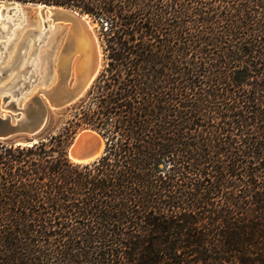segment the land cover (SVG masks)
I'll use <instances>...</instances> for the list:
<instances>
[{
	"label": "trees",
	"instance_id": "16d2710c",
	"mask_svg": "<svg viewBox=\"0 0 264 264\" xmlns=\"http://www.w3.org/2000/svg\"><path fill=\"white\" fill-rule=\"evenodd\" d=\"M15 1L89 15L106 67L61 133L0 143V264H264V0Z\"/></svg>",
	"mask_w": 264,
	"mask_h": 264
},
{
	"label": "water",
	"instance_id": "95a60500",
	"mask_svg": "<svg viewBox=\"0 0 264 264\" xmlns=\"http://www.w3.org/2000/svg\"><path fill=\"white\" fill-rule=\"evenodd\" d=\"M17 1L0 0V4L4 6L13 5ZM30 5H41L43 9H48L52 13V19L69 22L71 24H81L88 26L86 15H82L78 11L66 8L63 6H50L42 3H29ZM12 8L9 9V12ZM89 19V18H88ZM93 56L91 60L78 71V65H75V75L71 77V62L67 59L59 69L57 81L48 89L37 91L27 102L21 104L19 98L20 92L27 87V82L24 79H19L10 87L0 88V93H7V97L2 98L0 105V140L14 145L31 146L39 141L45 140L41 132L45 128L48 118V108L54 111L64 109L77 102L92 85L99 74L100 62L97 46L93 45ZM3 74V72H2ZM23 82V87L15 89L19 82ZM12 98V100H9ZM47 102V105L44 101ZM88 130L83 129L81 132ZM94 131L93 129H89ZM80 132V133H81ZM102 140L99 133L94 131ZM76 136L67 149L69 154L76 161V164H91L98 160L104 153V148L101 154L97 157L98 148L93 142H87L85 134H81L79 138ZM76 139L78 140L76 142ZM104 141V140H103ZM105 146V142H104ZM82 161H87L82 163Z\"/></svg>",
	"mask_w": 264,
	"mask_h": 264
},
{
	"label": "rangeland",
	"instance_id": "374dc122",
	"mask_svg": "<svg viewBox=\"0 0 264 264\" xmlns=\"http://www.w3.org/2000/svg\"><path fill=\"white\" fill-rule=\"evenodd\" d=\"M5 1H7V0H5ZM17 2H19V1H17ZM29 3L30 2H27V3L19 2V4H22V6H20V7L23 9V11H24L23 13L26 16L25 22L21 25V27L29 24L30 21H32L31 19L34 17L35 10L31 7L32 5H30ZM46 5H48V4H46ZM50 6H52V5H50ZM53 6H55V5H53ZM4 12H5V14L8 15V18L10 16L13 18L17 13H19L18 11L17 12L12 11L10 13H7V11H4ZM81 14L86 15L92 21L94 32H95V35H96V38H97V41H98V44L100 47V52H101V66L100 67L101 68H100L99 74L97 76V78H98L100 76V74L103 72L104 67H106V60H105V54H104V42H103L101 27L94 19L89 17V15L84 14V13H81ZM16 20L14 22L17 23L18 21H16ZM47 22L53 23V21L51 19L46 21V23ZM16 23L15 24L13 23L14 27H11V29H10L11 31L15 28ZM59 23H62V22H59ZM67 23H69V22H65L64 25H62V27H57V29H55V30L51 29L52 32L50 30L49 33H47V35L45 37L41 38L40 43L35 42V40L39 41V38H38V35H37V37H36V34L33 35V31H34L33 21L31 22V25L27 26V28L24 27L25 29L24 28L20 29L21 27H19L20 30L17 29L16 31H14L11 36L10 35H6V36L4 35L3 37H1L3 39L5 38L6 40H9V45H8L6 52L2 55L3 60L0 61V81L2 80V82L0 83V86L6 85L7 87H10L13 83L18 81L19 79H24V82H27V87L22 92H20L18 100H20V99L23 100L24 95L27 94L33 87L37 86L36 91H39V90L45 89V88L48 89L49 87H42V86H44V84L47 82V80L49 78V75L51 73V68H52L51 64H50L51 55L53 54V52H55L56 47H57V45H58V43L62 37H64V45H65L64 46L65 48H64V51L62 52V54L65 53L66 50H68V52H69L72 49L71 43H70L71 38L67 34V29L64 28V27H66V25H69ZM23 29L25 30V33H24L25 35L23 36V38L20 39L22 42L20 41V43H19L18 37L21 36V33L24 31ZM45 30L47 31L48 29H45ZM28 41L31 42L30 48H29V45L27 48V46L25 44ZM16 42L19 43V45H18V48L16 49L17 50L16 54H14V57H13V61H15V62L13 63L12 69L13 68L14 69L12 70V69H9L7 67L2 68L3 65L5 64V63H2L4 61L5 56H7L8 52L10 51V48H13V46ZM33 42H34V44H33ZM7 44H8V42L5 44L2 43L0 45V51L3 52L4 48ZM17 52H18V54H17ZM26 53H27V56L29 53H31L30 56L33 55L32 57L35 56L38 59L40 58V60L33 61V58L29 56V57H27L28 58L27 59L28 60L27 65L25 64L26 68L22 69L19 66L22 63V61L23 62L26 61L25 58L23 57ZM7 58H8V56H7ZM44 58H45V61H43ZM32 64H33V66L35 64H37V71L35 70L36 73L34 71H32V69H33V67H31ZM71 65H72V62H71ZM46 67H47V69H46ZM11 70L12 71L15 70L13 72V74H15V75L17 74V75H21V76L16 77L14 80H12L13 79V77H12V79L10 80L9 76L12 74ZM2 72H3V74H2ZM58 72H59V70L57 71V73ZM44 75H46L44 80H42L44 84L39 86V82L41 81V77H44ZM74 75H75V73L72 72V66H71L70 81L73 79ZM54 76L56 77V73H55V75H53V77ZM97 78L95 79V81L97 80ZM95 81L86 90L84 95L74 104H72V105H70L64 109L58 110V111H54V110H51L48 108L47 123L45 125V128L41 132V135L45 139L50 135H58L59 133H61L64 125L66 124V121L72 119L74 114L79 111L80 106L85 105L87 103L88 98L90 97L91 92L93 91L92 86L94 85ZM19 87H23L22 81L16 85L15 89H18ZM7 96H8L7 93L1 92V94H0V105L2 103V98L7 97ZM9 100H12V98H10ZM44 102L47 105V102L46 101H44ZM83 129H91V128L79 127L75 131L71 142ZM71 142H70V144H71ZM0 143L5 144V145H14V144H11V143H8L5 141H1V140H0ZM69 145L66 148V152H67Z\"/></svg>",
	"mask_w": 264,
	"mask_h": 264
},
{
	"label": "bare ground",
	"instance_id": "6f19581e",
	"mask_svg": "<svg viewBox=\"0 0 264 264\" xmlns=\"http://www.w3.org/2000/svg\"><path fill=\"white\" fill-rule=\"evenodd\" d=\"M20 6H22V4L15 3V4L9 5V6H4L3 4H0V45L2 43L5 44L8 42V44L4 48V51L3 52L0 51V61L3 60L2 55L6 52L8 45H9V40H6L5 38L3 39L1 37H3L4 35L5 36L10 35L11 36L13 34V32L16 31L17 29H19V27H21V25L25 22L26 16L24 15V13H23L24 11ZM31 7L35 10L34 17L31 19L33 21V28H34L33 35L36 34V37L38 35V38H39V41L35 40L36 43H40L41 38L45 37L51 29L55 30V29H57V27H62V25H64L65 21H61L59 19H52L51 18L52 13L49 12L48 9H43V6L32 5ZM11 8H12V11H16V12L18 11L19 13H17L13 18L11 16L8 18V15L5 14L4 11H7V13H10L9 9H11ZM49 19H51L53 21V23L52 22L46 23V21H48ZM15 20L18 22L17 23L14 22ZM32 21H30L29 24L21 27L20 29H22L24 27L27 28V26L31 25ZM59 22H62V23H59ZM13 23L14 24L16 23V25H15V28L11 31L10 30L11 27H14ZM86 23L88 26L81 25V24L67 23L69 25H66V27H64L65 29H67V34L71 38L70 43H71V48H72L71 50L72 51L70 50L71 52L70 51L68 52V50H66L67 53L65 52L62 54V52L64 51V48H65L64 47L65 46L64 45V37H62L61 40L59 41L57 47H56L55 52H53V54L51 55L50 64H51L52 68H51V73L49 75V78H48L47 82L44 84L42 80H44V78L46 77L47 74L44 75V77H41V81L39 82V86H41L43 84H44V86H42V87L52 86L58 79V73L59 72L57 73V71L61 68V66L63 67V65L67 59L72 60V72H75V65L76 64L79 66L78 67V71H79V68H81L83 66V64H85L91 60V58L93 56V52H94L93 45L95 46V48L97 46V52L99 53V59L101 58L100 47H99V44H98V41H97V38H96V35L94 32L93 23L88 18L86 19ZM45 29H48V30L46 31ZM52 30H51V32H52ZM24 33H25V30L21 33V36L18 37L19 43L21 41L20 39L23 38V36L25 35ZM19 43L16 42L14 44L13 48H10V51L7 54L8 58H7V56H5L4 61L2 62V63H5L2 68L7 67L9 69H12L13 63L15 62V61H13V57H14V54H16V51H17L16 49L18 48ZM25 44H26L27 48H28V45L30 48L31 42L28 41ZM33 44H34V42H33ZM17 54H18V52H17ZM30 54L31 53H29L27 56V53H26L23 56L26 61L23 62L21 60L22 63L20 64L19 67H21L22 69L26 68L25 64L27 65V62H28L27 57H29ZM32 56L33 55H31L30 57H32ZM32 58H33V61L40 60V58L38 59L35 56ZM43 61H45V58L43 59ZM100 66H101V62H100ZM31 67H33L32 71H34V72H35V70L37 71V64H35L34 66L32 64ZM47 67H46V69H47ZM14 71H12V74L9 76L10 80L12 79V77H13L12 80H14L16 77L21 76V75L13 74ZM55 73H56V77L54 76L55 77L54 78L53 75H55ZM1 82H2V80L0 81V83ZM3 87H6V85L0 86V88H3ZM36 90H37V86L33 87L27 94L24 95L23 100H21L20 103L23 104V103L27 102L34 95V93L37 92ZM81 134L86 135L87 142H89V141L93 142L94 145L97 146L98 151H97L96 156L98 157L103 150L104 141L98 135H96V133L94 131H91L89 129L79 133L77 135V137L79 138V136ZM77 139H76V142L78 141ZM68 159L71 162H76L70 154L68 156ZM86 162L87 161H82V163H86Z\"/></svg>",
	"mask_w": 264,
	"mask_h": 264
}]
</instances>
